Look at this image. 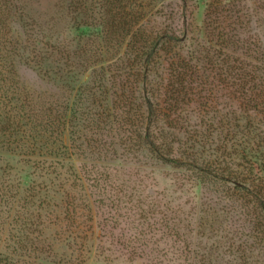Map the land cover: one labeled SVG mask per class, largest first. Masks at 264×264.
<instances>
[{
    "label": "rangeland",
    "instance_id": "1",
    "mask_svg": "<svg viewBox=\"0 0 264 264\" xmlns=\"http://www.w3.org/2000/svg\"><path fill=\"white\" fill-rule=\"evenodd\" d=\"M0 1L10 11L0 33V187L8 202L16 191V210L32 218L31 256L15 258L264 264V101L254 109L234 85L192 84L194 101L175 119L149 116L159 145L143 146L142 98L165 105L167 55L142 84L132 56L115 61L121 50L111 46L101 53L100 25L113 12L142 14L152 36L173 34L181 40L173 52L206 68L229 50L263 95L264 0ZM18 93L42 103L13 123ZM8 236L6 227L0 253L10 254Z\"/></svg>",
    "mask_w": 264,
    "mask_h": 264
},
{
    "label": "trees",
    "instance_id": "2",
    "mask_svg": "<svg viewBox=\"0 0 264 264\" xmlns=\"http://www.w3.org/2000/svg\"><path fill=\"white\" fill-rule=\"evenodd\" d=\"M212 7L213 6L210 5L208 15L210 13H215L214 9L216 8ZM130 12H128L126 16H123V18L121 16L119 20L115 18L117 16L115 15V12H113L114 18L112 22L110 20L101 22L100 25L103 36L102 40H107L104 41V44L101 46V53L104 52L105 48H109L111 46L113 51L114 49H116V51L121 50V55H118L115 61H119L122 59L121 57L132 56V59L127 63V65L129 64L130 66L137 68V75H143V78L141 79L142 84L145 83L146 77L151 72V66L156 65L157 63L154 61V58L156 57V59H160L162 53H164L163 55L165 56L167 55L164 60L168 63V68L170 70L167 76L168 81L164 85L165 92L163 94L165 98L162 100V104L165 105L161 106L159 103L153 104V102H151L145 96L142 98L148 113L147 122H145V124L143 123L142 126L143 132L141 134V143H143V146H150V148H152L159 145L158 137L152 129L154 125L153 122H155V120H152L149 116L155 114L153 112H160L163 116L166 115V118L175 119L174 117L178 116V114H180L182 111V106H180L181 104L194 101L190 99L191 95H193L190 89H194L191 87L192 84L205 85L217 81L221 85L225 86H228L229 84L234 85L237 89H240L239 93H241V97L244 96L243 98L248 100L247 102H252L251 105H254V109H257L260 103L264 101V94L262 95L261 93L257 92V87L251 89L250 83H252V80L250 79H254L256 75L255 72L250 71L251 68L249 69V64H247L243 58H235L234 56H231L228 53L229 50L228 52L219 50L215 51L218 53V55L214 54L209 59V56L206 57V59H208V68L198 64L191 65L185 58L180 55L177 56L176 52H173L172 44L181 40L177 39L173 34H161L160 32H157L155 36H152L147 31L148 29L146 28L145 16H142L141 14L139 19L134 20L133 14ZM9 13L10 11H8V8L0 1V33L4 31V26L9 20ZM144 14L146 13L144 12ZM103 19L104 18H102V21ZM210 19L211 22L214 18ZM223 36L225 35L223 34ZM223 36H220V38ZM220 45H224L226 49H229L225 44H223V42ZM2 57L3 56L0 55V58ZM111 59L112 60H110V62H107L106 66L109 67L112 65V63L116 64V62L113 61L114 58ZM237 62H240V64L237 65ZM99 63H96V65L98 64V67L102 68V65L104 64ZM95 68L93 69L94 73L97 71ZM17 95L18 98L16 97V102H14L16 110L11 114L13 123H16L24 113H30L31 110L29 111V108L33 106L34 102H36L37 105H39L37 101L42 103V98H29V96L23 97V95L20 93ZM194 96H197L196 100L203 99L204 97L201 94V91L194 92ZM48 106L45 105V107ZM49 110V108L46 109V111ZM251 132L252 130L249 128L247 133L251 134ZM248 139L249 140H243V142L247 144H254L252 138ZM174 161L181 162L182 158H175ZM233 183L235 184V189H246V187H240L236 182ZM3 193L5 192L1 186L0 235L7 227L9 236L5 237L3 241L9 240L8 242H11V250L10 254L0 253V264H37L33 261L24 262L15 258V256H31L28 254H30V249L32 247L30 245L31 241L29 238L32 236V233L30 232L32 218L30 215H22L18 210H16L20 201L16 191H14L12 193L13 195L10 196L11 202L4 200L5 194ZM251 196L254 198L252 193ZM257 198L258 197L255 198V201ZM248 201L251 202L250 200ZM255 201L252 200L254 204ZM261 202L264 203V195L261 197ZM9 204H11L10 207L7 206ZM5 245L7 246L6 249H8L9 244L5 242Z\"/></svg>",
    "mask_w": 264,
    "mask_h": 264
}]
</instances>
